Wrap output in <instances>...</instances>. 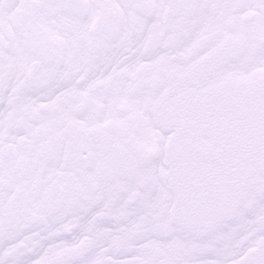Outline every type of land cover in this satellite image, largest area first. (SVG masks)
<instances>
[{
  "label": "snow or ice",
  "instance_id": "6c2138e0",
  "mask_svg": "<svg viewBox=\"0 0 264 264\" xmlns=\"http://www.w3.org/2000/svg\"><path fill=\"white\" fill-rule=\"evenodd\" d=\"M0 264H264V0H0Z\"/></svg>",
  "mask_w": 264,
  "mask_h": 264
}]
</instances>
